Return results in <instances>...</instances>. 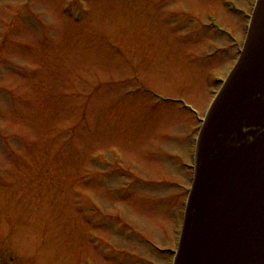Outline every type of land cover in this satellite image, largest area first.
I'll use <instances>...</instances> for the list:
<instances>
[{
    "label": "rangeland",
    "instance_id": "rangeland-1",
    "mask_svg": "<svg viewBox=\"0 0 264 264\" xmlns=\"http://www.w3.org/2000/svg\"><path fill=\"white\" fill-rule=\"evenodd\" d=\"M224 1L0 0V264H167L180 104L203 116L253 0Z\"/></svg>",
    "mask_w": 264,
    "mask_h": 264
},
{
    "label": "water",
    "instance_id": "water-1",
    "mask_svg": "<svg viewBox=\"0 0 264 264\" xmlns=\"http://www.w3.org/2000/svg\"><path fill=\"white\" fill-rule=\"evenodd\" d=\"M175 264H264V0L200 131Z\"/></svg>",
    "mask_w": 264,
    "mask_h": 264
}]
</instances>
